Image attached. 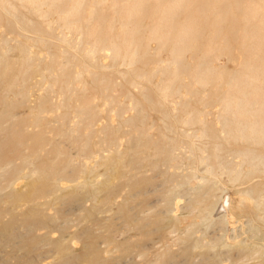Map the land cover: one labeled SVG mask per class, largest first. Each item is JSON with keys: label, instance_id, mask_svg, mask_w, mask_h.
Masks as SVG:
<instances>
[{"label": "bare ground", "instance_id": "1", "mask_svg": "<svg viewBox=\"0 0 264 264\" xmlns=\"http://www.w3.org/2000/svg\"><path fill=\"white\" fill-rule=\"evenodd\" d=\"M263 16L264 0H0V264H264ZM244 217L251 234L229 235Z\"/></svg>", "mask_w": 264, "mask_h": 264}, {"label": "rangeland", "instance_id": "2", "mask_svg": "<svg viewBox=\"0 0 264 264\" xmlns=\"http://www.w3.org/2000/svg\"><path fill=\"white\" fill-rule=\"evenodd\" d=\"M232 14L238 15L239 12L237 11V9H234L233 12H232ZM238 17L241 18L240 14L238 15ZM263 20H264V16H263ZM240 25L241 26L243 25L242 22L240 23ZM261 32L264 34V28L261 30ZM152 46L155 47L156 46V43L153 42L152 43ZM233 47H234L233 51L235 52V54L236 55L237 54L239 55V53H240V46H239V44L236 43V44L233 45ZM105 50H107V52L110 53V54L112 52V50H110L108 48L104 49L102 51L103 54L100 56V59L102 60V62H103V60L106 59L107 61L106 60L105 61H106V63H108L110 57H109V54L108 53H107L108 56L106 55ZM222 53H225V54H222ZM232 56H233V53L231 54L228 51L227 52H220V53L217 54L216 64L217 65H220V66H223V67L227 65L226 67H228L230 69H233L234 68V61H232L233 60ZM103 57H105V58H103ZM108 57H109V59H108ZM160 57H162V60L164 59V61L165 60L167 61V59H169V57H170L169 52L168 51H164L161 54ZM190 58H191V53L188 52V54H187V60H189ZM223 63H224V65H223ZM141 65H143V64H140L138 66L141 67ZM143 67L145 69H150L152 66H150L148 64V65H143ZM130 68L131 67L130 66H127V64H124L123 62H120V63L117 64V66H111V67L109 66V68L106 69L108 72H111V74L113 75L114 80L117 82L116 87L113 89L114 91H112L113 94L119 95L120 96V99L122 101H124L126 104H129L132 101V100H130V98L127 97L126 93H131L132 92V94L137 95L138 92H139V89L141 87V84L140 83H138V85H131L130 82L128 81L129 77H128V74L125 73V72H127ZM117 70H119V72ZM112 72H114V73H112ZM161 77H162L161 75H157L153 79V81L154 82H157V81H159V79H161ZM148 85H150V84H148ZM134 87H136V88H134ZM130 89H131V91H129ZM115 91H117V92H115ZM205 91H206V93L207 92H210V87L206 88ZM174 99L175 100L172 103L174 105H178L177 104V101H179V97H176ZM106 105L107 104L101 103V107L102 108H106V111H105V114H104L105 116L101 118V120L99 121V124H101L103 121H105V122L110 121V122H113V123H117L119 121V117L117 115V112H116L115 107H112V106L109 107V106H106ZM218 107H219V104H216L215 107H214V109H217ZM133 112H134L133 109H128L127 112L125 113V115L128 116V115L132 114ZM262 177H261V179H259L260 177L255 178V180L256 179L258 180L255 184H260V182L263 179ZM224 178H226V177H224ZM225 183L226 184H224L225 186H223V188H224V192H227L226 198H225V202H224L226 204L227 201H228V199H229V194L230 195L232 194V193H230L231 192L230 190H232V188L230 189V187H232V184L229 183V182H227V181ZM23 184H24V180H21V182H19L17 184V186L18 187H21ZM224 192L223 191H221V193L219 192V195H222V193H224ZM232 192H233V190H232ZM183 202H185V201H183ZM220 209H222V208H220ZM178 213H181V210H179ZM217 216H219V215L217 213H215L214 218H216ZM247 223H248V220L245 217L242 218L241 220H238L236 223H234L232 225L234 228L232 226L230 227V231H228L229 235L235 236L236 234H240V235H242L244 237H246L247 235H250L251 232L249 231L250 228H249V225ZM202 228L204 229V227H202ZM208 230L209 231L213 230V227L209 228ZM208 230H207V232H208ZM177 234H178L177 232H174V234L172 233L170 236L173 237V236H176ZM200 234H201V232H200ZM75 247H77V248L80 247V244L79 243H76ZM261 258H262V255H257L256 258L247 260L246 261V264H258L259 261L261 260ZM226 263H230V261L228 260ZM236 264H238V263H236Z\"/></svg>", "mask_w": 264, "mask_h": 264}]
</instances>
